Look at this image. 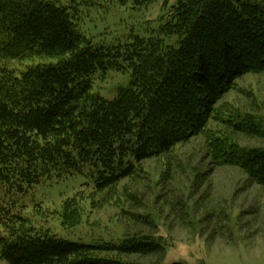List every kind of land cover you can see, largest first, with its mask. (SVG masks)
I'll use <instances>...</instances> for the list:
<instances>
[{"label":"trees","instance_id":"obj_1","mask_svg":"<svg viewBox=\"0 0 264 264\" xmlns=\"http://www.w3.org/2000/svg\"><path fill=\"white\" fill-rule=\"evenodd\" d=\"M77 18L74 6L54 0H0V62L57 59L19 76L0 64V259L6 264H132L101 253L163 250L146 237L93 245L38 230L13 198L48 180L83 174L96 192L105 191L132 178L141 162L199 135L216 164L239 167L264 185V145L234 137L260 136L261 125L219 103L242 75L264 70V0H176L158 32L182 35L178 47L163 46L159 36L92 46ZM109 70L131 76L112 100L91 92L92 80ZM74 200L62 202L68 219Z\"/></svg>","mask_w":264,"mask_h":264},{"label":"rangeland","instance_id":"obj_2","mask_svg":"<svg viewBox=\"0 0 264 264\" xmlns=\"http://www.w3.org/2000/svg\"><path fill=\"white\" fill-rule=\"evenodd\" d=\"M54 1L77 9L76 27L92 46L159 36L163 46L178 47L183 38L158 32L176 0L139 6L131 0ZM56 61L43 56L0 64L19 76L29 66ZM130 80L129 70H109L92 80L91 92L112 100ZM219 103L232 113H249L264 132V70L242 75ZM234 137L244 145H264V134ZM71 197L74 212L68 219L62 202ZM13 199L35 228L66 240L117 245L146 237L163 247L144 255L101 253L132 264H264V185L239 167L216 164L199 135L141 162L132 178L105 191L96 192L79 174L48 180Z\"/></svg>","mask_w":264,"mask_h":264}]
</instances>
